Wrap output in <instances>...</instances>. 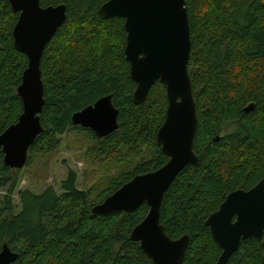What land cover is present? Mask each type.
Masks as SVG:
<instances>
[{"label": "trees", "instance_id": "16d2710c", "mask_svg": "<svg viewBox=\"0 0 264 264\" xmlns=\"http://www.w3.org/2000/svg\"><path fill=\"white\" fill-rule=\"evenodd\" d=\"M107 1L39 0L43 8L64 5L66 20L43 51V132L25 166L34 153L58 148L61 136L72 130L90 143L85 153L99 161L104 176L94 192L81 191L76 173L68 170L60 194L52 187L39 194L19 191L16 211L12 196L19 170L3 165L0 150V191L6 190L0 200V247L7 244L19 254L13 264H153L130 238L148 212L145 203L131 213L91 211L134 176L168 161L156 142L167 108L165 88L156 82L143 105L133 104L124 21L103 20L97 13ZM185 2L198 165L184 168L165 192L160 224L171 239L189 237L182 264H214L220 249L206 218L228 193L249 190L264 178V0ZM17 18L8 1L0 0V135L22 112L16 88L27 58L13 45ZM106 96L118 110L115 132L98 138L72 124L74 113ZM263 250L260 240L247 239L226 264H261Z\"/></svg>", "mask_w": 264, "mask_h": 264}, {"label": "water", "instance_id": "95a60500", "mask_svg": "<svg viewBox=\"0 0 264 264\" xmlns=\"http://www.w3.org/2000/svg\"><path fill=\"white\" fill-rule=\"evenodd\" d=\"M18 14L12 29L14 48L27 58V66L16 88L22 104L17 122L0 135L2 162L21 170L29 148L43 132L40 114L44 89L40 63L44 48L66 20L65 6L43 8L39 0H7ZM103 20L120 18L126 32L124 56L129 77L135 84L132 102L143 105L156 82L165 88L167 108L156 133V142L168 161L159 169L134 176L92 208L95 215L131 213L148 206L144 219L130 232L132 241L153 264H182L188 236L169 238L160 224L163 197L177 175L187 166H197L193 149L198 126L196 103L188 74L189 24L185 0H108L98 9ZM252 107L244 109L248 113ZM74 126L104 138L118 128V110L111 97L97 100L71 117ZM235 221L233 222V218ZM222 253L216 264H225L237 250L240 239H261L264 247V178L250 190L228 194L219 209L205 221ZM19 254L7 244L0 247V264H13ZM261 264H264V252Z\"/></svg>", "mask_w": 264, "mask_h": 264}, {"label": "rangeland", "instance_id": "374dc122", "mask_svg": "<svg viewBox=\"0 0 264 264\" xmlns=\"http://www.w3.org/2000/svg\"><path fill=\"white\" fill-rule=\"evenodd\" d=\"M89 145L90 143L82 135L68 130L61 136L58 148L42 153L35 151L31 163L18 173V184L12 196L16 211L20 207L19 191L30 190L34 194H39L46 187H52L60 194L59 185L65 180L68 170L76 173L78 190L93 191L92 188L97 186L104 175L99 161L89 158L85 153ZM45 146L44 149H48ZM115 171L116 169L112 173ZM5 192V189L0 191V200Z\"/></svg>", "mask_w": 264, "mask_h": 264}, {"label": "flooded vegetation", "instance_id": "af4514ba", "mask_svg": "<svg viewBox=\"0 0 264 264\" xmlns=\"http://www.w3.org/2000/svg\"><path fill=\"white\" fill-rule=\"evenodd\" d=\"M92 105H93V104H92ZM90 106H91V105H90ZM256 184H257V183H256ZM256 184H255V185H256ZM255 185H254V186H255ZM250 189H251V188H250ZM250 189H249V190H250ZM237 190H242V189H237ZM237 190H235V191H237ZM244 191H248V190H244ZM232 192H234V191H232ZM232 192H230V193H232ZM230 193H228V194H230ZM228 194H227V195H228ZM227 195H226V196H227ZM226 196H225V197H226ZM223 201H224V200H223ZM223 201H222V202H223ZM221 204H222V203H221ZM221 204H220V205H221ZM220 205H219V207H220ZM219 207H218L214 212H216V211L219 209ZM214 212H212V213H214ZM212 213H211V214H212ZM211 214H210V215H211ZM210 215H209V216H210ZM209 216H208V217H209ZM208 217H207V218H208ZM207 218H206V220H207ZM206 220H205V221H206ZM234 221H235V217L233 218V222H234ZM204 224H205V223H204ZM207 228H208V227H207ZM208 230H209V229H208ZM209 233H210V231H209ZM210 236H211V234H210ZM211 238H212V237H211ZM251 238H254V237H251ZM248 239H250V238H248ZM255 239H258V238H255ZM246 240H247V239H244V240H243V239H240L239 244H238V247H237V250H238L240 244H241L242 242L246 241ZM258 240L261 241V245H262V238H261V239H258ZM213 241H214V240H213ZM214 242H215V241H214ZM215 243H216V242H215ZM216 245H217L218 248L220 249V254H219V256H218V258H217V260H216V262H215L214 264L217 263V261H218L220 255H221V253H222V249L220 248V246H219L217 243H216ZM262 246H263V245H262ZM263 248H264V247H263ZM237 250L234 251V252L230 255V257H231L234 253H236ZM263 252H264V250H263ZM263 252H262V255H263ZM262 255H261V260H262ZM230 257H229V258H230ZM229 258L227 259V261L229 260ZM227 261H226V263H227ZM226 263H225V264H226Z\"/></svg>", "mask_w": 264, "mask_h": 264}]
</instances>
